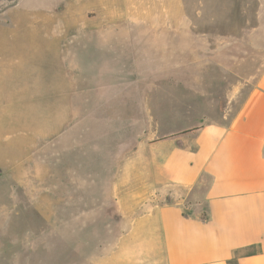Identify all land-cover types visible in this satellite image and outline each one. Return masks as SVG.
Wrapping results in <instances>:
<instances>
[{
  "label": "rangeland",
  "instance_id": "374dc122",
  "mask_svg": "<svg viewBox=\"0 0 264 264\" xmlns=\"http://www.w3.org/2000/svg\"><path fill=\"white\" fill-rule=\"evenodd\" d=\"M259 4L0 0V264H168L157 209L187 190L159 175L165 151L141 133L186 102L202 121L200 96L173 81L258 78ZM169 32L218 51L171 79L177 46L156 34Z\"/></svg>",
  "mask_w": 264,
  "mask_h": 264
},
{
  "label": "crops",
  "instance_id": "0c3cea01",
  "mask_svg": "<svg viewBox=\"0 0 264 264\" xmlns=\"http://www.w3.org/2000/svg\"><path fill=\"white\" fill-rule=\"evenodd\" d=\"M259 7L264 14V0ZM254 29L247 40L264 48L261 27ZM156 34L167 35L177 46L174 64L163 69L171 79L206 68L208 57L218 51L197 43L206 34ZM172 84L188 89L186 96H200L202 121L191 122L194 108L186 102L177 121L153 115L141 133L152 149L165 151L159 175L187 190L182 202L157 209L167 263L264 264V67L253 81L187 78ZM159 136L165 138H154Z\"/></svg>",
  "mask_w": 264,
  "mask_h": 264
}]
</instances>
